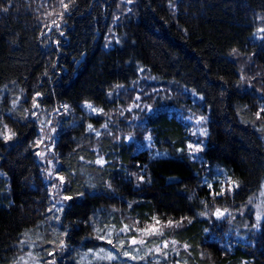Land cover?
I'll return each mask as SVG.
<instances>
[{
	"label": "trees",
	"instance_id": "16d2710c",
	"mask_svg": "<svg viewBox=\"0 0 264 264\" xmlns=\"http://www.w3.org/2000/svg\"><path fill=\"white\" fill-rule=\"evenodd\" d=\"M259 21L264 0H0V264H15L34 240L33 264H264V222L255 230L245 208L259 192L264 203ZM247 59L260 75L251 87ZM141 76L184 90L145 115L152 148L97 136L105 118L86 103L108 111L110 93ZM186 108L207 120L198 158ZM43 118L59 126L57 173L72 197L55 217L35 149ZM99 155L104 165L93 163ZM126 218L163 234L132 245ZM137 248L143 259L123 255Z\"/></svg>",
	"mask_w": 264,
	"mask_h": 264
},
{
	"label": "rangeland",
	"instance_id": "374dc122",
	"mask_svg": "<svg viewBox=\"0 0 264 264\" xmlns=\"http://www.w3.org/2000/svg\"><path fill=\"white\" fill-rule=\"evenodd\" d=\"M259 24L261 26L258 31L259 37L260 40L264 41V31H262V29H264V21H259ZM241 68L243 71V75H242L243 81H246V85L248 87H251V82H250L251 79H253L254 77L256 78L260 77V75H257L256 68L252 64V59H247L245 61H242ZM187 92L190 93V96L193 101L199 100L198 97L194 96L190 91ZM183 95H184V90H182V88L181 89L176 88L173 83H167L163 86H160V84L155 83L153 80H151V78H148L146 76H141V78L135 84H130L128 87H122V86L116 87L110 93L111 99L116 98V107L111 108L108 111L107 110L104 111L99 107H96L90 103H86L84 108L86 112L90 115L102 116L103 118H105V122L102 124L100 129L94 131L95 134L99 133L97 134V136L100 134H101L100 136L109 135L115 140L124 139V141L126 142H134L138 149L140 148L151 149L152 136L144 122L145 115L154 109L157 100L159 101L164 100V102L168 100L173 102L176 99L183 98ZM88 105H91V108L88 107ZM172 107L176 109L175 106ZM93 109L102 110V111H93ZM63 113L69 114V112L67 111H64ZM179 113L183 114L182 119L187 124V129L189 132L190 138L187 143L188 150L193 158H198L206 146V142H205V136L207 135L205 134L206 121H207L206 116L198 113H193L187 108L182 112L180 111ZM201 117L203 119H201ZM39 126H40L39 135L41 136V139L39 140L38 145L35 149L37 150L39 161L44 167V171L46 173V180H48L49 183L51 184L50 196L54 207L52 208L54 210L53 216L55 217L62 214V211L65 208L64 206L66 205V199L64 198L61 192L63 187V181H61L60 179L61 176L57 173L59 164L58 161H56V153L54 152V145L57 139L56 133L58 131L59 126L55 127L54 123H51V120L47 121L46 118L42 119ZM189 145H192V148H189ZM155 153L158 154L157 151ZM97 160H102L103 163L98 164L96 163ZM93 163L97 165H104L105 164L104 156L99 155ZM262 197H263L262 192L257 193L250 199L249 203H247V205L245 206L246 212L248 207H252L254 210L253 225H257V227H253L255 230H259L261 224L264 222V203ZM240 213L242 215L245 213L243 208H241ZM227 215H230V211L224 212V215L220 218H224ZM258 215L260 216L259 220H257ZM52 219L51 221H49V223L52 222ZM126 219L128 220L126 222L128 229L124 231L123 230L125 228L124 227L122 231L123 232L129 231L131 233L136 234L135 236L133 235V238H131V240L136 239L138 241L139 240L144 241L146 238L150 236L157 235V234L146 235L143 230L148 229L149 228L148 225L141 226L138 225V223H136L135 220L133 221L130 218H126ZM150 226L152 228H155L157 230V233H159V230L161 228L159 225L155 223ZM242 229L247 230V227L246 228L244 227ZM242 229L237 228L235 231L237 233L236 236L242 235L241 239H244L245 234L239 233L240 230ZM131 240H130V244H131ZM34 241H31V243L23 241L25 243V245L23 246H25V248L30 247V250L25 251L22 254L21 258L15 264H33L32 258L35 255L37 257L40 256V252H38L37 250L39 248L38 241L35 242ZM132 245H143V244L137 243ZM176 246H177L176 244H172L171 247L173 248L171 249H177ZM157 249H159V251ZM141 251H144V249L142 248H137L134 250L128 249V252L132 256H137L138 253ZM156 251H157L156 254H160V251H162L161 247H157ZM88 257L89 255L87 254L84 260H87Z\"/></svg>",
	"mask_w": 264,
	"mask_h": 264
},
{
	"label": "snow or ice",
	"instance_id": "6c2138e0",
	"mask_svg": "<svg viewBox=\"0 0 264 264\" xmlns=\"http://www.w3.org/2000/svg\"><path fill=\"white\" fill-rule=\"evenodd\" d=\"M61 2H63V0H61ZM129 2H131V0H129ZM63 7L65 8V9H67V7H68V5H66V4H64L63 5ZM5 11H6V9H4ZM58 27V26H57ZM262 31H264V29H262ZM62 34V33H61ZM233 51H235V50H233ZM37 95H39V94H37ZM38 105H36L35 104V101H34V103H33V107H37ZM65 107H67V106H65ZM88 107H90L91 108V105H88ZM93 111H102V110H96V109H93ZM261 111L262 112H264V109H261ZM260 117V113H257V118H259ZM201 119H203L202 117H201ZM91 125H89V129H91ZM97 134H99V133H97ZM206 134V133H205ZM11 135H15V133H12ZM11 135H7V134H5L4 135V139L5 140H8V139H11ZM189 148H192V145H189ZM96 163H98V164H102L103 163V161L102 160H97L96 161ZM61 179V181H63V177H61L60 178ZM232 183H234V184H236L237 186H238V182H232ZM211 187V186H210ZM220 194H223V189L221 190V193ZM66 200H71L72 199V197H64ZM227 210L225 209L224 210V212H226ZM224 212H222V211H220L219 209H217L216 210V213H215V215L218 217V218H220V217H222L223 215H224ZM201 215H204V213H200ZM155 219V218H154ZM260 219V216L258 215L257 216V220H259ZM157 223H159V221H157ZM168 224H169V226H172V224H173V222L172 221H169L168 222ZM178 226V225H177ZM253 227H257V225H253ZM128 229V226L127 225H125V228L123 229L124 231H126ZM144 232H145V234L146 235H152V234H160V235H162L163 233L162 232H160V233H157V230L155 229V228H152L151 226H149V228L148 229H145V230H143ZM109 243H111V240H109ZM120 243H121V245L123 244V241H120ZM137 243H140V244H143L144 243V241L143 240H136V239H132L131 240V244H137ZM173 244H175L176 242L175 241H173L172 242ZM61 247H63V241H61ZM165 247H167V243H165ZM185 248H187V245H185ZM158 251H159V249H157ZM101 251H104L103 249H101ZM123 255L124 256H126V257H129V258H131V259H143V257H137V256H132L129 252H127V251H125L124 253H123ZM166 255V254H165ZM107 258L108 259H115V257H113L112 255H111V253H108V255H107Z\"/></svg>",
	"mask_w": 264,
	"mask_h": 264
}]
</instances>
